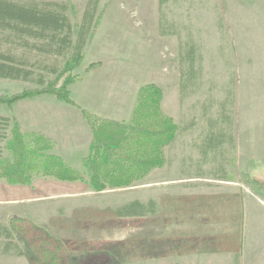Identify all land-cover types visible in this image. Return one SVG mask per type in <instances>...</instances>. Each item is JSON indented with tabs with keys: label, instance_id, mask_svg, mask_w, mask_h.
<instances>
[{
	"label": "rangeland",
	"instance_id": "374dc122",
	"mask_svg": "<svg viewBox=\"0 0 264 264\" xmlns=\"http://www.w3.org/2000/svg\"><path fill=\"white\" fill-rule=\"evenodd\" d=\"M44 1L65 4L76 29L83 20L89 2ZM97 16H100V22L93 30L95 20L91 23V33L84 47L85 57L72 75L76 74L79 80L80 75L89 69L88 65L104 63L102 70L107 77L95 80V87L105 85L109 90L111 84L112 90L116 91L121 72L131 95L135 88L146 83L158 84L164 92L163 110L178 126L187 129L178 138L180 143L187 146L183 153L188 165L191 162L186 174H193L199 169L197 166L201 155L198 154V147L200 143L208 141L211 134L231 140V135L234 136L236 131L237 139L248 141L250 133L246 127L249 117L234 113L236 107H243L239 101L245 103L248 100L252 106L264 108V52H257L253 57L257 64L249 76L243 64L250 61L254 65L253 58L248 59L246 49L238 53L239 48L238 45L235 47V43L242 36L244 40L259 39L264 42V0H99ZM26 38L29 44L10 31L0 30V47L10 49L17 56L26 55L35 71L45 74L48 81L55 79L56 75L50 73L53 56L40 52L35 46L46 41ZM246 42L238 44L244 47ZM45 64L47 68L42 69ZM240 65L243 67L239 75ZM126 72L129 80L124 75ZM87 81L86 78L70 86L71 95L78 103L87 96L83 91ZM35 86L31 82L0 79V91L4 93L11 94ZM92 91L96 92V88ZM45 99L19 101L12 107L0 104V113L25 118L28 110L38 109ZM262 119L264 123V117ZM258 134L263 138V133ZM233 148L226 143L217 148L220 155L218 161L228 164L227 168L234 172L239 183L264 201V193L251 181L252 178L264 181V155L257 164H249V148L242 145L238 169L231 164ZM180 149L174 150L177 151V159L172 160L173 165H178ZM258 150L264 153V148ZM174 153L171 151L168 156H176ZM211 165L210 161L203 165V169L205 167V171L209 172ZM143 180L126 187L130 190L111 192L106 196L90 194L83 200L73 197L33 201L17 197L24 196V193L41 195L47 193V188L6 189L7 182L0 180V224L7 225L12 231L11 238L0 236V264H41L35 263L39 258L42 261L37 244H33L35 237L26 231L21 219L30 220L64 245L62 256L65 259L60 264H213L216 261L219 264H232L228 258L234 255V251L229 247L235 248L232 241H236L237 235L230 227L225 228L224 234H221V228H213L208 236H201V241L191 236L190 229L185 227L177 231L164 228L159 237V232L153 236L151 216L116 215L115 209L126 198L135 197L136 186ZM50 226L56 235L46 230ZM244 235L251 238L256 233L249 231ZM9 241H13L17 247L11 246L5 251ZM202 248H219L221 251L215 256L219 258L213 259L214 255L208 259L204 258L207 255L201 260L200 256L193 258ZM18 249L21 254L17 252Z\"/></svg>",
	"mask_w": 264,
	"mask_h": 264
},
{
	"label": "trees",
	"instance_id": "16d2710c",
	"mask_svg": "<svg viewBox=\"0 0 264 264\" xmlns=\"http://www.w3.org/2000/svg\"><path fill=\"white\" fill-rule=\"evenodd\" d=\"M98 2L89 0L83 20L76 29L65 4L44 0H0V30L14 33L26 44H29L26 37L46 41L35 46L40 52L53 56L50 73L56 75L48 81L45 74L32 68L33 63L26 55L17 56L10 49L0 47V79L36 85L11 94L0 91V104L12 107L19 101L44 94L74 104L70 86L79 77L72 75V71L85 57L84 47L91 33V23L95 20L93 30L100 22V16L95 17ZM98 64L92 63L88 68ZM42 67L46 69L47 65ZM163 97L162 88L155 82L142 85L129 123L101 118L83 110L93 135L89 154L83 158L93 191L133 186L155 167L165 164L164 148L175 139L179 126L163 110ZM52 145V140L44 133L24 131L15 116L0 113V180L11 185H30L40 177L67 182L84 180L81 170L66 163L62 156L48 152ZM251 181L264 193V181L258 178ZM114 212L118 216L136 215L137 202L124 204ZM21 220L26 231L35 237L33 244H37L42 255V261L39 258L35 263L60 264L65 259L62 256L64 245L30 220ZM0 236L12 237L7 225L0 224ZM12 242H7L5 251L11 246L17 247ZM17 252L21 254V250Z\"/></svg>",
	"mask_w": 264,
	"mask_h": 264
},
{
	"label": "crops",
	"instance_id": "0c3cea01",
	"mask_svg": "<svg viewBox=\"0 0 264 264\" xmlns=\"http://www.w3.org/2000/svg\"><path fill=\"white\" fill-rule=\"evenodd\" d=\"M251 35L250 33L249 36ZM259 35L261 36L262 34ZM242 37L235 43V47L238 45L239 48L238 53H241L242 49H246L248 59H252L256 57L257 52H264L263 40L249 39L250 41H248L242 39ZM242 42H246L244 47L239 45ZM253 61L254 65L250 61L246 65L243 64L249 76L251 69L257 64L255 58H253ZM104 65V63H100L85 70L83 75H80V79L72 84V86H75L86 78L88 80L87 85H83V91L87 96H84V99L79 103L72 95L71 98L74 104L61 101L51 95H40L35 98L25 99L35 100L40 98L42 100L46 98V101H41L42 104L38 109L28 110L25 118L14 115L19 120L24 131H39L52 140L53 145L48 152L62 156L66 163L81 170L84 174V180L74 182L57 179L48 181L49 179L47 178L50 177H40L30 185H13L11 187L12 185L7 183L6 189L32 190L38 187L47 188V193L41 195H26L24 193L22 194L24 196L17 197L18 199L33 201L40 198L41 200H54L74 197L83 200L90 194L104 196L111 192L130 190L129 188H120L100 192L93 191L89 184V172L83 163V158L89 154L93 139L91 128L84 117L83 110L85 109L101 118L129 122L133 117L138 89L141 87L135 88L131 95L128 84L125 85L123 82V72L120 73V82L116 91L112 90L111 84H109V90L108 86L105 85L95 87L93 85L95 80H103V77H107V73L102 70ZM241 66L238 67L239 75L242 70ZM90 75H92L91 78L89 77ZM124 75L129 80L128 72ZM94 88H96V92L92 91ZM88 91L90 93H87ZM239 105L243 107H236L234 115L249 117V123L246 127V130L250 133L248 141L241 142L237 139L236 131L234 136L231 135V140L222 139L221 136L215 133L211 134L208 141L200 143L198 147V154L201 155V158L198 160L200 162L197 167L200 170L198 169L195 173L189 175L185 172L189 171L186 168H190L191 162L188 165L186 155L183 153V149L187 148V146L178 141L179 136L184 132L183 130L187 129L179 126L175 139L165 147V164L155 167L142 183L137 184L135 197L126 198L119 207L136 201L138 212L135 216L138 218L151 216L153 218V236H157L159 232L160 237V231L164 230V228H173L177 231L185 227L190 229V231H187L192 234L191 236H196L201 241V236L204 234L208 236L209 230L213 228H221V234H224L225 228L230 227L232 232L237 235L235 236L236 241H232L236 245L235 248L229 247V250L234 251V255L228 258L231 263L264 264V201L251 191L246 190L235 178L234 172L227 168L228 164L225 165L224 162L218 161L217 158L220 157L217 148L224 143L234 147L231 164L238 169L241 158L239 150L242 145H246L249 148L247 161L249 164H257L258 160L262 159L261 156L264 155L263 151L258 150L264 148V123L262 122L264 108L252 106L248 100L245 103L239 101ZM122 114L123 116L121 117ZM257 133H263V138ZM177 148H181L182 151L178 158V165H176L177 163L173 165L172 160L177 159V151H174ZM171 151L175 152L174 155L176 156H168ZM210 161L212 165L208 172L205 171V167L203 169V165ZM126 196L128 197V194ZM10 200L14 201L13 199ZM225 221L231 223L227 224ZM51 228L54 230L52 226L47 227L46 230L55 234ZM247 229H249L250 233L255 232L256 236L251 238L248 236L246 238L244 234L249 233ZM205 231L208 233H205ZM229 243L231 242L229 241ZM220 251L219 248L210 250L202 248L200 252L195 253L193 258H199L200 256L201 260L204 255H207L204 258L208 259L213 255L214 257L218 256ZM252 255L254 256L252 257ZM214 257L212 258L215 260L219 258ZM213 264L219 263L216 261Z\"/></svg>",
	"mask_w": 264,
	"mask_h": 264
}]
</instances>
